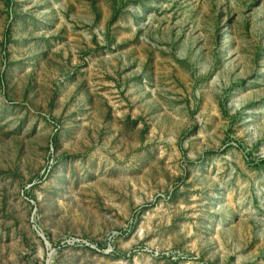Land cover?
Masks as SVG:
<instances>
[{"label": "rangeland", "instance_id": "rangeland-1", "mask_svg": "<svg viewBox=\"0 0 264 264\" xmlns=\"http://www.w3.org/2000/svg\"><path fill=\"white\" fill-rule=\"evenodd\" d=\"M0 264H264V0H0Z\"/></svg>", "mask_w": 264, "mask_h": 264}]
</instances>
